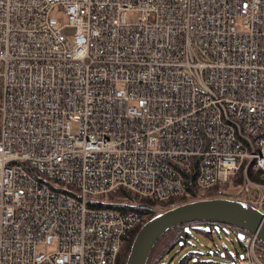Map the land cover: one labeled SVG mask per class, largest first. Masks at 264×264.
<instances>
[{"label":"built area","instance_id":"obj_1","mask_svg":"<svg viewBox=\"0 0 264 264\" xmlns=\"http://www.w3.org/2000/svg\"><path fill=\"white\" fill-rule=\"evenodd\" d=\"M249 170L264 177V0H0V264H117L149 214L100 197L167 203L186 176L202 193L241 173L223 195L264 215ZM234 236V264H264Z\"/></svg>","mask_w":264,"mask_h":264},{"label":"water","instance_id":"obj_2","mask_svg":"<svg viewBox=\"0 0 264 264\" xmlns=\"http://www.w3.org/2000/svg\"><path fill=\"white\" fill-rule=\"evenodd\" d=\"M192 222L229 226L237 238L255 235L264 245V215L241 201L214 198L189 202L157 214L135 234L124 264H147L156 243L171 229Z\"/></svg>","mask_w":264,"mask_h":264},{"label":"trees","instance_id":"obj_3","mask_svg":"<svg viewBox=\"0 0 264 264\" xmlns=\"http://www.w3.org/2000/svg\"><path fill=\"white\" fill-rule=\"evenodd\" d=\"M248 177L250 180L264 184V177L258 173H254L253 171H248ZM185 187L187 192L190 194V197H184L182 199L172 200L167 203H151L146 200H139L134 195L130 194L129 192L118 189L113 193L108 194L106 197H100L102 201L97 205L98 208L104 210H111L116 212H123V213H137V214H149L147 219L150 220L154 216L159 213H162L166 210L171 208L193 202L196 200H205V199H214V198H224L225 196L222 194L225 190L231 186V189L238 188L242 182L243 177L242 174L239 173L235 179L232 180L230 185H222L212 187L211 189L204 191L202 193H197L193 190V177L186 176ZM160 208L161 210L156 211V208ZM146 221V222H147ZM216 224H209L203 222H192L189 224H184L178 227H175L164 234L160 240L156 243L155 247L151 251L149 258L147 260V264H162V262L166 261L168 254L181 242L184 245L189 244L188 240L192 237L191 232H195L196 234L202 235L206 238L211 237L212 229ZM206 227H209L210 230H206ZM224 228L229 229L234 235H237L239 230L229 227L223 226ZM140 227H137L130 232L127 233L126 237L124 238L120 253L118 255L117 264H124L127 254L129 252L130 245L135 237V234L139 230ZM221 229V228H220ZM223 230V228H222ZM261 247L264 249V245L261 243ZM238 256V254H237ZM233 257L231 255H227V262L233 263ZM189 260H192L191 255L184 258L179 264H185ZM235 262V261H234ZM193 264H202L199 261Z\"/></svg>","mask_w":264,"mask_h":264},{"label":"rangeland","instance_id":"obj_4","mask_svg":"<svg viewBox=\"0 0 264 264\" xmlns=\"http://www.w3.org/2000/svg\"><path fill=\"white\" fill-rule=\"evenodd\" d=\"M50 16L63 24L67 23V19L59 12H52ZM64 34L70 42L73 41L74 33L72 31H64ZM71 130L73 134L76 133L75 123L71 124ZM230 183L228 184L230 185ZM233 192L234 190L231 189L230 186L224 193L230 195ZM223 199H228V197L226 196ZM156 209V211L161 210L159 207ZM191 235L192 237L188 240L189 244L184 245L183 242H181L168 254L166 261L162 262V264H179L189 255H191L192 260H189L185 264H193L197 261L202 264H234V261L239 259L238 256L241 253V248L234 234L229 229L223 227L222 230V228L216 227V229L212 230L211 237L209 238L196 234L195 232H191ZM52 251H54V248L47 249L38 247V252ZM228 254L233 257V263L227 262Z\"/></svg>","mask_w":264,"mask_h":264}]
</instances>
